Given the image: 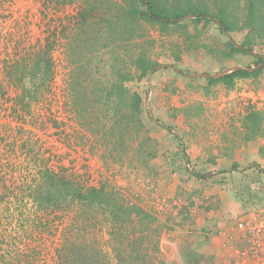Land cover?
I'll use <instances>...</instances> for the list:
<instances>
[{"label": "rangeland", "instance_id": "1", "mask_svg": "<svg viewBox=\"0 0 264 264\" xmlns=\"http://www.w3.org/2000/svg\"><path fill=\"white\" fill-rule=\"evenodd\" d=\"M154 3L184 15L163 23L142 14V0H0V233L30 242L34 264H55V242L71 232L89 235L76 240L114 264H264V60L255 56L264 57V5L250 16L248 0ZM230 40L251 53L232 52ZM48 43L51 78L31 99L21 65L31 67ZM139 59L154 64L126 82L143 98L142 124L127 101L120 108L103 97L114 69L135 75ZM257 66L231 83L207 79ZM44 170L148 211L155 232L134 219L121 232L123 240L145 233L148 255L137 258L121 233L110 238L108 212L87 211L98 219L87 232L48 211L40 227L33 197Z\"/></svg>", "mask_w": 264, "mask_h": 264}, {"label": "trees", "instance_id": "2", "mask_svg": "<svg viewBox=\"0 0 264 264\" xmlns=\"http://www.w3.org/2000/svg\"><path fill=\"white\" fill-rule=\"evenodd\" d=\"M258 2H260L261 5H264V0H248V12L250 16L255 13ZM142 3L144 4V10L142 12L143 15L152 19L160 20L163 23L172 22L184 15V12H174L172 15H163L160 13L163 11V8L156 5L154 0H142ZM193 15L203 16L205 14L195 10ZM85 17L86 16L81 13V18ZM225 21L226 20H223L222 18H217V22L221 25L224 31H228L230 29L232 30L234 27L231 25L229 26V24ZM246 23L249 24L250 22ZM229 44L231 45V51L234 53H251V50L247 48V46L244 47L237 45L233 42V40H230ZM52 47L51 43H48L46 44L45 49L42 50L41 48L31 67H29L28 64L21 65L23 76L29 74L30 77L28 82L33 85L30 91V93H32L30 96L31 99L36 94L39 85H43L46 79L51 78L50 73H52L53 70V60L50 52ZM255 56L259 62L264 60V57L260 54H255ZM133 64H135V68H137V73L135 75L132 74L130 70L114 69L115 79L111 82L107 94L103 97L108 100L113 96L116 100L114 102L118 104L120 108L122 105L124 106V101H127V104L125 105L129 106L131 108V112L135 114L136 122L142 124L140 114L142 111L141 105L143 98L139 92L131 91L127 88L126 82L132 80L135 76L138 79L145 77L148 71L154 69V64L143 59H139L137 60V63L133 62ZM73 65L74 68L79 67L78 63ZM19 67V62L13 61L10 69L16 72L20 69ZM261 68L262 67L260 66H257L256 68L234 67L229 72L216 77L208 76L207 79L209 82L221 80L225 83H231L234 78L255 75ZM252 113L255 114L256 112ZM251 166H256L261 172H263V169L260 167L258 162H254ZM236 167V164L232 165V169H235ZM192 171L196 177L205 176L203 173L195 170ZM41 178V185L44 189L41 190V192L38 191L39 195L33 198L38 201L36 208L38 211L36 210V212L40 214L39 225L42 228L46 225L45 221L47 220V218H42V216H46L42 212L48 211V213H53L55 215H63L62 217L66 219V222L67 218L70 216L69 224L72 225L74 232V228H76V232H87L85 227H93L96 225V221H98L96 218L97 216L94 213L92 218L87 215V211L99 210L101 212H108V217L104 216L105 218H103V221L110 223L109 228H111V230L108 232L112 235L110 238H117V236L120 235L122 229L125 227V225H123L124 220L129 225L134 219L137 224L144 225L149 231L155 232L157 230V225L153 224L155 219L148 211L138 205H128L127 203H124L120 194L113 189L95 186L83 188L80 184H77L75 180L65 175L64 172L59 171L44 170ZM64 218H62V222ZM69 224L66 223L64 225L66 226ZM47 226L51 227L52 224H47ZM132 227L133 229H141L136 224H132ZM70 235L69 237H63L62 240L59 239V242H55L57 243V246L54 248L56 251V255H54L56 260L55 264H74L72 259L78 260V264H114L104 257V255L100 252L98 245L94 243L92 245L91 243L84 241L83 244H81L79 240H76L80 236H84V240H86L87 237H90L89 235H82V233L81 235L76 233L72 234V232ZM141 235L144 236L145 233H142ZM143 236L137 237L132 234L131 236H125L123 240L124 236L121 233L122 240L120 242L125 244L127 247L129 246L137 255V258L141 257V259H143L148 255L145 251L147 246L146 244L144 245L145 239ZM21 245H23V247H21ZM32 250L30 242L25 243L19 240L17 235L7 236L0 233V264H34ZM137 258L136 260H138ZM120 259H122V256L118 260ZM117 264L139 263L127 260Z\"/></svg>", "mask_w": 264, "mask_h": 264}, {"label": "water", "instance_id": "3", "mask_svg": "<svg viewBox=\"0 0 264 264\" xmlns=\"http://www.w3.org/2000/svg\"><path fill=\"white\" fill-rule=\"evenodd\" d=\"M231 69H232V68H231ZM231 69L224 70V71L220 72L218 75H222V74H224V73H226V72H229ZM218 75H211V76H212V77H216V76H218Z\"/></svg>", "mask_w": 264, "mask_h": 264}, {"label": "built area", "instance_id": "4", "mask_svg": "<svg viewBox=\"0 0 264 264\" xmlns=\"http://www.w3.org/2000/svg\"><path fill=\"white\" fill-rule=\"evenodd\" d=\"M253 220H255V218H253ZM243 221H244V220L238 222V226H239V227H242V226H243ZM263 222H264V219H263Z\"/></svg>", "mask_w": 264, "mask_h": 264}]
</instances>
